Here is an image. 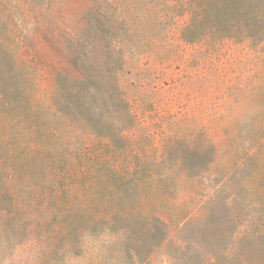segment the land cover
<instances>
[{
	"label": "rangeland",
	"instance_id": "374dc122",
	"mask_svg": "<svg viewBox=\"0 0 264 264\" xmlns=\"http://www.w3.org/2000/svg\"><path fill=\"white\" fill-rule=\"evenodd\" d=\"M111 1L124 24L115 28L119 85L135 117L115 145L76 118L95 111L90 97L61 95L77 74L58 53L92 0H0V187L28 211L17 213L21 225L0 226V264H133L117 234L124 222L194 211L232 174L246 141L264 135L258 53L187 44L145 12L149 0ZM238 176H250L248 163ZM7 202L0 196V208ZM162 254L174 248L147 264H167Z\"/></svg>",
	"mask_w": 264,
	"mask_h": 264
},
{
	"label": "trees",
	"instance_id": "16d2710c",
	"mask_svg": "<svg viewBox=\"0 0 264 264\" xmlns=\"http://www.w3.org/2000/svg\"><path fill=\"white\" fill-rule=\"evenodd\" d=\"M145 9L147 14L155 11L159 24L168 22L178 30L187 44L204 45L212 52L230 45L246 47L264 60V0H149ZM120 13L111 0H92L81 17L80 29L66 36L58 53L77 74L74 88L61 92L65 102L68 95H75L81 103L90 97L95 111L81 109L75 116L92 135L114 145L121 143L123 131L135 126L119 85L125 63L115 29L118 23L124 27ZM53 41L61 47L57 38ZM245 144L240 159L236 154L232 174L194 211L153 215L149 220L133 216L121 225L118 238L133 264H140L143 255L147 264L152 254L170 246L174 254H162L167 264H264V135L260 141L248 139ZM244 163L250 167L248 178L238 176ZM229 185L236 189L229 191ZM227 192L220 203L218 194ZM0 196L8 200L0 208V226L11 220L21 225L17 213L26 219L28 211L17 208L9 188L0 187ZM236 203L239 210L235 213ZM187 231L190 235L185 236ZM219 232L229 233L226 242L218 239ZM239 232L242 238L232 240Z\"/></svg>",
	"mask_w": 264,
	"mask_h": 264
}]
</instances>
